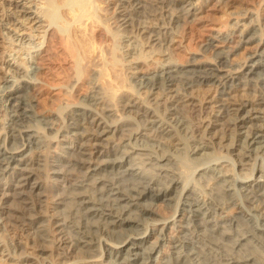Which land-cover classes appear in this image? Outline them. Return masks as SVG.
I'll use <instances>...</instances> for the list:
<instances>
[{"label":"bare ground","instance_id":"bare-ground-1","mask_svg":"<svg viewBox=\"0 0 264 264\" xmlns=\"http://www.w3.org/2000/svg\"><path fill=\"white\" fill-rule=\"evenodd\" d=\"M231 1L164 2L166 13L193 27L176 40L151 33L153 45L139 53L98 0L4 6L0 25L11 42L17 28L46 30L33 54L5 62L15 79L0 85L8 111L0 134V232H18L10 244L0 235L1 256L15 264H264V33L257 14L243 25L236 18L230 34L210 35L201 47L258 41L240 64L224 49L214 61L185 63L154 49H194V29ZM114 4L124 28L144 7L142 0ZM89 22L96 42L83 45L74 29ZM16 40L21 50L23 39ZM60 62L73 72H58ZM110 65L128 71L119 89ZM191 115L200 117L195 130ZM157 204L171 216L160 219ZM169 227L179 230L176 238L168 239ZM38 242L44 247L34 256L28 251Z\"/></svg>","mask_w":264,"mask_h":264},{"label":"rangeland","instance_id":"rangeland-1","mask_svg":"<svg viewBox=\"0 0 264 264\" xmlns=\"http://www.w3.org/2000/svg\"><path fill=\"white\" fill-rule=\"evenodd\" d=\"M10 1H14V0H0V20L2 19L4 20L2 15L4 14L5 11L3 10L5 7L8 8ZM32 1L33 0H31V2ZM58 1H60V3L64 2V0H58ZM115 1L116 0H106V1L98 0V3L100 4V7L102 6L101 9L105 10L106 14H108V16L111 18L110 21V24L112 25L111 27L112 28L114 27L115 29L119 30V34H121L122 36L130 37V43H129L130 49L134 52L139 53L146 48L149 49V47L153 45L152 40L149 38H152V36L156 33L159 34L160 31H161L160 35L162 34L160 36L161 38H163V36L166 34L169 37L173 36L171 38H173V40H176L177 38H175V36L178 33L187 30L189 31V29L193 27V24L190 23L189 21H188L189 23L188 22L184 23V20L175 17L174 13L171 16L165 12V5H163V3L167 2L168 0H142V4L144 6L142 10V14L135 16L133 15L132 21L130 22V25L128 27L126 28H124V26L119 27L117 21L115 20L117 19V17H119V14L117 12H121L122 9L116 8V5L114 4ZM16 2H22L25 4L30 3L28 2V0H16ZM41 7L42 5H39L38 9H40ZM250 13H255V15L257 14V16L254 17V19L259 18L258 19L259 22L256 19L255 20L257 21L256 22L257 24H260L261 30L264 33V0H233L227 5L214 7L213 10L204 17L203 26L201 25V27L200 26L199 28L197 27L198 30L197 28L194 29L196 30V34H197V40H196L197 45L195 46L194 49L190 50L191 52L187 50L186 52L184 51L185 53L180 52L179 54V52L174 51L170 45L167 44L165 45V43H163L162 46L154 45V49L156 51L159 50L160 52L162 51L168 53L170 56L175 57V59L181 60L182 62L183 61L189 62L192 59L191 57L193 56H195L199 62H203L205 60L214 61L213 60L214 52L224 49L230 52V63L232 65L240 64L247 58V56H250L259 48L258 41L252 43L250 42L248 45L246 44L242 46L239 45L237 39L232 40V42L230 43L215 42L216 48L214 47L207 52H203L201 47L202 45L205 44L206 42L205 40H207L208 36L210 35H216V33L230 34L232 32L231 24L235 22L234 20L236 18L240 20V25H243ZM190 21L192 20L190 19ZM46 25L47 23H45V26ZM95 26H94V22L91 23L89 22L87 23L86 26H80V28L76 27L74 29V35L76 37V40L78 41L80 40L79 42L81 44L82 42H84L83 45H88L89 43L95 44L94 42L96 41L94 37L97 31V29H95ZM55 27L58 28L59 25H55ZM145 28L148 32H150V34H142L141 31L143 30L145 31ZM45 30L42 28L39 29V31L31 32L28 29V27L27 30L23 29L22 27L17 28L15 32L18 33L19 35L15 36V38L16 39L18 38L19 40L23 39L22 42L24 43L22 44V49L20 50L21 47L19 48V45L21 44V42L15 39V42L13 40L14 42L13 43L7 38H5L6 35L4 32L7 31L4 30L3 27H1L0 25V85L6 80L13 81L15 79L11 74V72L8 71L7 64L5 62L11 61L13 59V56L16 58L20 57V61H21L22 59H25L30 52L33 54L34 52L32 46H34L35 44L42 43V41H44L43 38L45 35L44 32ZM30 35L31 37L32 36L34 37L31 38ZM30 42L32 43L34 42V44L32 43L29 44ZM45 45L43 46V48L45 47ZM14 48L15 51H13ZM59 65H60L59 63L53 65L54 67L56 66L55 68L58 70V72H61L62 71L61 69H64V67L66 68L64 70H68V71H70L73 67V65H70V63L68 62L61 63L63 68L60 67ZM108 70H109L108 71L109 75L113 81L112 84L114 85V87L117 89L123 87L128 78V71H126V69L123 67L113 66V65L112 66L110 65L108 67ZM71 81H69L70 85L74 82L73 78L71 79ZM69 82L67 81L66 83L68 89L70 86V85L68 86ZM82 86L83 85L79 83L77 87H80V89L76 87L77 90L75 89V92L77 91V93H82V91L84 90ZM68 89H66L65 87L63 91L66 93ZM69 90L71 91V89ZM69 90L68 92L70 93ZM65 93L63 95H65ZM0 97H1V93H0ZM198 117L197 115L190 116L193 125L192 128L194 130L196 129L197 124L199 125V123L201 122L199 119L200 117L199 118ZM7 119H8V111L6 110L5 106L0 103V134L7 132ZM154 210L156 211L160 219H164V218L166 219L171 216V211L166 209L161 204H157ZM160 227H162V225ZM0 235L6 236L8 242L7 244H10L13 237L18 235V232L6 231V232H0ZM166 235L168 239L176 238L179 235V230L174 229L173 227H169L166 230ZM155 240L156 237H154L152 241ZM168 244L164 247L162 251L163 256H166L171 252V248L169 247ZM36 246L37 247L28 251L31 252L34 256L38 255L40 248L44 247L41 242H38ZM47 260L50 261L51 258L48 257ZM0 264H15V262L6 256L0 255Z\"/></svg>","mask_w":264,"mask_h":264}]
</instances>
